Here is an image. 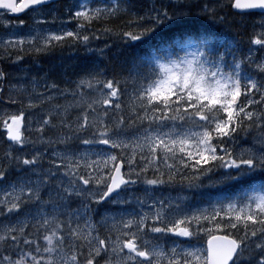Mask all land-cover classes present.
I'll return each instance as SVG.
<instances>
[{
	"label": "snow or ice",
	"instance_id": "1",
	"mask_svg": "<svg viewBox=\"0 0 264 264\" xmlns=\"http://www.w3.org/2000/svg\"><path fill=\"white\" fill-rule=\"evenodd\" d=\"M51 2L0 0L4 14L31 12L35 33L31 39L0 36V58L19 63L20 53L38 55L64 44L92 52L89 45L99 38L90 31L95 23L113 43L138 42L151 54L134 56L126 69L111 73L94 65L70 81L71 90L52 83L44 93L35 77L23 82L14 76L12 84L0 67V103L7 90V103L21 106L3 122L8 143L0 157V264H264V56L254 57L251 47L264 50V0H151L137 11L133 0H84L65 8L68 21L55 11L51 20L39 19ZM194 8L221 24L259 12L248 54H241L240 41L224 45L187 29L183 17ZM70 21L77 22L75 30L62 27ZM57 22L59 34L39 28ZM0 24L12 37L28 26L23 19ZM107 48L96 51L104 55ZM49 91L70 94L74 104L29 115L37 139L26 140L20 131L26 112L51 104L57 97ZM126 95L129 104L122 107ZM69 108L79 112L75 119L61 114ZM49 130L55 139H45ZM77 142L87 149L80 152ZM13 171L22 175L10 180ZM141 182L212 191L207 207L191 214L183 204L154 201L151 208H159L152 223L163 226L148 227L145 202L129 192ZM108 203H135L140 210H106L95 220L96 206ZM220 231L228 235L214 234ZM149 233L159 235L147 239ZM169 233L197 242L203 233L207 246L173 241L165 249Z\"/></svg>",
	"mask_w": 264,
	"mask_h": 264
},
{
	"label": "rangeland",
	"instance_id": "2",
	"mask_svg": "<svg viewBox=\"0 0 264 264\" xmlns=\"http://www.w3.org/2000/svg\"><path fill=\"white\" fill-rule=\"evenodd\" d=\"M83 2H84V0H62L58 3L53 4V5H49L44 10L45 14L43 16L39 17V19L51 20L52 11H55L57 13L59 19L68 21V14L65 13V8H67L69 5L79 4V3H83ZM163 3L166 5L168 4L167 1H164ZM90 6H92V5H90ZM75 10H77V9L73 8V11H75ZM200 13H202V12H200ZM0 20L10 21L12 23L17 22V20H13L12 17H10L8 13L4 14L2 12H0ZM23 20H26L28 22V26L17 30L16 31V37L10 36L8 34V31H9L8 28L6 27V25H3V24H0V36H2L3 39H5V40L11 39V38H18V37H27V38L31 39V36L35 35V33L32 32V28H31V26L33 24L31 12H29L27 14L26 18ZM244 20H242V21L246 25H248L251 29H253L252 28L253 22L250 23V22H246L247 21L246 19H244ZM76 26H77L76 21H70V22L64 24L62 27L65 30H75ZM60 27H61V25L58 22L57 23H50V24H41L39 26L40 29H50L52 32H57V34H59L58 29ZM256 31L257 32L260 31L259 27L256 28ZM30 33H31V35H30ZM251 33H253V32H251ZM96 36L99 38L93 39V42H92L90 47L93 49V51H95L98 54H100V53L98 51H96V49H103L104 45L106 43L109 45V47H117L123 43L121 41H117V42L113 43V40L111 38H109L107 36H103V35H101V33H98ZM25 47H27V45H25ZM249 47H250V45H249ZM251 47L253 49L252 54L254 57L259 58V57L264 56V50H260L259 46L252 45ZM4 55H5V53L3 52L2 49H0V57H3ZM20 55H23L22 61H24V59H26V54L20 53ZM12 60H14V57L12 58ZM21 66H22V64L18 63V65L12 64L10 67H8V73L10 74L8 79H9V81H11L12 84H17V80L13 79L14 76L23 77V82H26L27 80H30L31 78L34 77V75H35L34 70H31L29 67H25L22 69ZM22 70L27 72L26 77L23 76ZM6 88H7V86H6ZM42 89L46 91L47 88H45V89L42 88ZM40 93H41V91H40ZM48 94L51 95L50 91L48 92ZM8 95H9V93L6 90V92L4 93V98L6 101H7ZM64 98L65 99H62L60 102H55L54 104L48 103L47 106H42L41 108H37L35 110H31L30 112H26L25 127L23 130L24 133L22 136L26 140H36V138H37L36 135H33L32 133H30V131L35 130L37 125L35 123H33L31 125L28 123L29 115H37L38 113H41V112H47V111H49L48 109H50L52 107V105H55V104H59V105L74 104L73 97L70 94H66ZM123 100H125L127 102V104H129V97L127 95L124 96ZM34 103H36L38 105L39 100H34ZM20 107H21L20 105H12V104H9L7 102L0 103V153H1V149L3 151H5V148L7 147V143H8L4 137L5 129L3 128V122L5 120H10L9 118L11 115L19 114ZM73 111H74L73 108H69L67 114H65L63 112V109H62L61 114L66 115L67 117H69L71 119H75V117L77 115H79V112L76 111L75 113H73ZM83 138H88V137L84 136ZM77 145H78V150L80 152L85 151L88 147L86 145L79 144V142H77ZM102 148H104V147H102ZM104 149L108 150L106 148H104ZM97 150H99V149H97ZM25 151L30 152V149H26ZM117 154H118V152H117ZM93 159H95V157H93ZM173 162L174 161H172V160L168 161V163H173ZM159 167L161 168L162 171H166V169H164L163 163H161ZM125 171H127L126 167H125ZM19 175H22V173H19ZM15 176H16V172L13 171L12 174L10 175L9 179L11 180ZM147 176L149 179L155 178L152 171H149ZM4 183H7V182H4ZM149 188L151 189V191L146 196L145 190L149 189ZM211 191H212L211 189H201V190L188 189L182 185H177V184H175V185L165 184V185H158V186H148L142 182L132 186L129 190V192L132 195H134L135 197H139L142 201L145 202V206L143 207L142 212L149 214L148 219L146 221V225L148 227H151V226L162 227L163 226L161 224L153 225V223H152V214L157 210V208H159V205H157V208H151V205L154 203V201L163 200L166 202V204L168 201H171L174 204H183L185 212H187L188 214H191L193 212H196L200 209L207 207L208 195L206 193H209ZM44 195L46 198V193ZM123 195L125 197H128L129 193H124ZM108 204H105V205H108ZM77 205H78V202L74 201L72 204V207H77ZM105 205L96 206L97 209H103V210H98L100 215L95 216L94 217L95 220H99L101 218V216L105 213L106 210L110 213L121 212V211H132L133 209H136L138 211L140 210L139 206L136 205L135 203H131L129 205H118V207L115 209L106 208ZM185 226L190 227V230L192 227H194V226H189V225H184V224L180 225V227H185ZM205 226L209 227V225H205ZM154 235L158 236L159 234L149 233V235L146 238L152 239ZM204 237H207V236H205L203 233H201V239L199 240V242H197L196 240H192L191 238L179 237V236H175L172 233H169L166 238L162 239V243H164L165 249H168V248L174 246L172 243L173 241L179 242V243L183 244L185 247H190L192 245H195L196 247H201V246L205 247ZM162 264H166V261L162 262Z\"/></svg>",
	"mask_w": 264,
	"mask_h": 264
},
{
	"label": "trees",
	"instance_id": "3",
	"mask_svg": "<svg viewBox=\"0 0 264 264\" xmlns=\"http://www.w3.org/2000/svg\"><path fill=\"white\" fill-rule=\"evenodd\" d=\"M164 1L169 2V0H162V2ZM174 2L183 3V0H174ZM192 2L196 3L197 0H192ZM133 3L135 5L133 11H137L148 6L151 0H133ZM200 12L199 8H194L193 15L183 17L187 29L193 33L210 35L215 41L224 45H230L233 41H240V52L242 55L246 54L247 43L250 38V35L244 36L247 34V26L232 21L230 24H221L218 21L214 22L209 16ZM140 14H143L142 11ZM103 26L104 25L95 23L90 31H95L97 35L100 33L98 29ZM153 43L155 44L156 41H153ZM91 44L89 46H91ZM221 51H223V48H221ZM92 52L86 51L83 46L64 44L63 46L53 48L49 52L38 55L27 53L26 59L21 61V63H27L32 70L37 71L38 74L36 75H39V78L44 84L55 83L60 89L68 88L71 90L75 85L71 84L70 81L77 80L79 75L94 65L100 68H107L111 73L113 70H119L121 68L126 69L128 62L134 56L151 54V50L146 45L138 42H132L131 46L123 42L117 47H109L104 51V55L98 54L97 56ZM229 59H231V57H229ZM9 64L10 60H2V67L4 70H6ZM249 70L251 71V69ZM84 91H88L86 87ZM127 105V102L124 100L122 107ZM121 114L127 116L128 113L125 111ZM146 123L147 122H145V126ZM3 153L4 151L1 149V157ZM177 185L180 184L177 183ZM220 232L227 233L225 231Z\"/></svg>",
	"mask_w": 264,
	"mask_h": 264
},
{
	"label": "bare ground",
	"instance_id": "4",
	"mask_svg": "<svg viewBox=\"0 0 264 264\" xmlns=\"http://www.w3.org/2000/svg\"><path fill=\"white\" fill-rule=\"evenodd\" d=\"M245 21V20H244ZM232 22H235V23H241V24H243V25H245V26H247V34H245L244 36H248V35H250V37H252V35H253V33H251V32H253L252 30L253 29H251L248 25H246L242 20H240V18H239V16H236L233 20H232ZM246 22H249V21H246ZM251 31V32H250ZM22 64V69L23 68H25V67H29L30 69H31V67H30V65H28L27 63H21ZM0 67H2V59L0 58ZM3 68V67H2ZM32 70V69H31ZM34 77L38 80V85H37V91L38 92H40L41 91V93H44L45 92V90H43L42 88H47V86L48 85H50V84H47V83H43V81L39 78V75H34ZM7 85H5V87H6ZM6 92V91H5ZM50 93H51V95H54V96H56L57 98L56 99H54L52 102H51V104H54L55 102H60L62 99H65L64 97L65 96H60L59 95V93H53V92H51L50 91ZM5 102H7L6 100H5V98H4V102H2V103H5ZM39 105V104H38ZM45 105V104H44ZM42 107V106H41ZM41 107H38V108H41ZM49 110V109H48ZM76 112V110H74L73 111V113H75ZM52 124L53 125H57V124H59V118H57V119H54L53 121H52ZM32 134H34V133H36L35 132V130H32V131H30ZM36 137H37V134H36ZM49 137H52L53 139H55V131L54 130H49L47 133H46V135H45V139H47V138H49ZM37 139V138H36ZM1 157V156H0ZM17 175H19V173H16V176ZM10 219V218H9ZM4 222H7V221H4ZM148 239V238H147Z\"/></svg>",
	"mask_w": 264,
	"mask_h": 264
},
{
	"label": "flooded vegetation",
	"instance_id": "5",
	"mask_svg": "<svg viewBox=\"0 0 264 264\" xmlns=\"http://www.w3.org/2000/svg\"><path fill=\"white\" fill-rule=\"evenodd\" d=\"M254 17H260V13L259 12H255L254 14L245 17V19H252Z\"/></svg>",
	"mask_w": 264,
	"mask_h": 264
},
{
	"label": "water",
	"instance_id": "6",
	"mask_svg": "<svg viewBox=\"0 0 264 264\" xmlns=\"http://www.w3.org/2000/svg\"><path fill=\"white\" fill-rule=\"evenodd\" d=\"M52 1H55V0H52ZM13 15V14H12ZM22 127V126H21ZM6 138H7V135H6ZM215 235H222V234H215ZM206 246H207V242H206Z\"/></svg>",
	"mask_w": 264,
	"mask_h": 264
}]
</instances>
